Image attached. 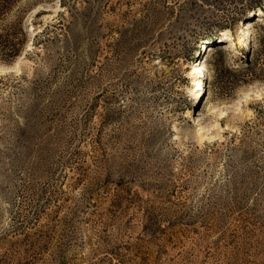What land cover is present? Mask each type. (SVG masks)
I'll return each mask as SVG.
<instances>
[{
  "label": "rangeland",
  "instance_id": "1",
  "mask_svg": "<svg viewBox=\"0 0 264 264\" xmlns=\"http://www.w3.org/2000/svg\"><path fill=\"white\" fill-rule=\"evenodd\" d=\"M24 7L31 45L0 73V264H264V100L244 96L264 89V0H22L0 43Z\"/></svg>",
  "mask_w": 264,
  "mask_h": 264
},
{
  "label": "bare ground",
  "instance_id": "2",
  "mask_svg": "<svg viewBox=\"0 0 264 264\" xmlns=\"http://www.w3.org/2000/svg\"><path fill=\"white\" fill-rule=\"evenodd\" d=\"M33 15H34V13H32V15L28 16L26 18V22H25V25L30 30L29 31L27 29L29 31V34L31 35V37H30L31 39L37 34L38 31H40L38 28H35L33 23H32ZM258 21H260V19H258ZM250 28H251V24H250L249 21H246V22L242 23L240 28H239V34L241 35V37L237 40V42L233 38L232 39L230 38L228 40L230 46L233 47V48H240V47H243L244 44H246L245 46L247 47L248 44L250 43V36H251ZM30 45H31V40L29 42V45L26 46V49H25L24 53L16 61H14L11 65L3 66L2 68H0V73L17 70L21 60L24 58V56L26 54V51L28 50ZM204 71H208V77H209L210 73H211L210 69L208 68L207 65H205L204 60H199L198 63H195V64L189 66L187 76L193 75V72H201V73H203ZM200 82H201V80H200ZM192 94H193V96L195 98H197V96H198L197 92L192 93ZM249 94H252L254 98L263 99L264 100V89L254 90L251 93H245L244 96L247 97V96H249ZM209 96H210V93L207 92L206 100L209 98ZM237 109H240L239 106H237ZM186 114L190 115V110H188ZM221 114L222 113L220 112L219 115H221ZM199 115L200 114H197L196 116H192L193 125L196 126V130H195L196 137L199 140H208V141L217 138L218 132L220 130H222L219 122L215 121L214 125H204V126H202L200 124ZM212 130H216V131L212 132Z\"/></svg>",
  "mask_w": 264,
  "mask_h": 264
},
{
  "label": "trees",
  "instance_id": "3",
  "mask_svg": "<svg viewBox=\"0 0 264 264\" xmlns=\"http://www.w3.org/2000/svg\"><path fill=\"white\" fill-rule=\"evenodd\" d=\"M19 1L22 0H0V20H3L4 17L11 12L12 7ZM28 10L29 8L26 7L21 8L15 19L10 20L8 23L5 38L3 42L0 43V52H2L0 61L3 63H10L17 57L19 58L26 49V46L25 49H23L26 40V34L22 29V21Z\"/></svg>",
  "mask_w": 264,
  "mask_h": 264
},
{
  "label": "built area",
  "instance_id": "4",
  "mask_svg": "<svg viewBox=\"0 0 264 264\" xmlns=\"http://www.w3.org/2000/svg\"><path fill=\"white\" fill-rule=\"evenodd\" d=\"M199 61L197 62H194V63H198ZM206 65V64H205ZM208 71H204L203 73L201 72H193V80L191 82V87H192V91H201V89L203 88H200L201 87V83L204 82L205 78L208 76ZM196 79H200L201 80V83L198 82ZM196 80V81H195Z\"/></svg>",
  "mask_w": 264,
  "mask_h": 264
},
{
  "label": "water",
  "instance_id": "5",
  "mask_svg": "<svg viewBox=\"0 0 264 264\" xmlns=\"http://www.w3.org/2000/svg\"><path fill=\"white\" fill-rule=\"evenodd\" d=\"M28 30H29V29H28ZM29 31H30V30H29ZM29 31H28V32H29Z\"/></svg>",
  "mask_w": 264,
  "mask_h": 264
}]
</instances>
